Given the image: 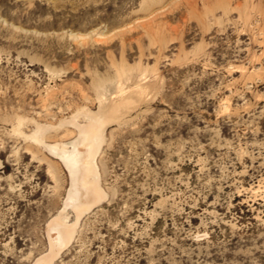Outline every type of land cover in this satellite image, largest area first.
Returning a JSON list of instances; mask_svg holds the SVG:
<instances>
[{
    "label": "rangeland",
    "instance_id": "rangeland-1",
    "mask_svg": "<svg viewBox=\"0 0 264 264\" xmlns=\"http://www.w3.org/2000/svg\"><path fill=\"white\" fill-rule=\"evenodd\" d=\"M87 114L105 198L48 264H264V0H0V264L77 222Z\"/></svg>",
    "mask_w": 264,
    "mask_h": 264
},
{
    "label": "bare ground",
    "instance_id": "bare-ground-1",
    "mask_svg": "<svg viewBox=\"0 0 264 264\" xmlns=\"http://www.w3.org/2000/svg\"><path fill=\"white\" fill-rule=\"evenodd\" d=\"M87 116L90 119L89 123L80 126L79 129L82 140L84 139L90 143V150L86 148L79 149L77 144H73L75 148L72 152L68 150L66 145L62 149L52 147L54 154L61 158L70 170L72 179L70 195L76 197V200L69 203V206L74 208L77 222L69 224L58 217L54 218L48 229L50 234V251L38 258L35 264H48L53 261L61 249L74 238L76 226L84 213L90 211L94 205L105 198V191H103L100 185L96 159L104 142L106 118L102 115L87 114ZM42 130V127L38 128V132ZM87 153L90 159H87ZM73 155L74 157H72Z\"/></svg>",
    "mask_w": 264,
    "mask_h": 264
}]
</instances>
